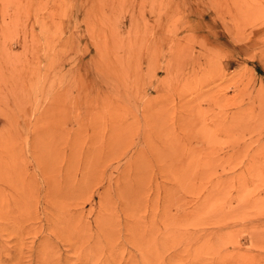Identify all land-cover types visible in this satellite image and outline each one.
I'll return each mask as SVG.
<instances>
[{"label":"rangeland","instance_id":"obj_1","mask_svg":"<svg viewBox=\"0 0 264 264\" xmlns=\"http://www.w3.org/2000/svg\"><path fill=\"white\" fill-rule=\"evenodd\" d=\"M0 264H264V0H0Z\"/></svg>","mask_w":264,"mask_h":264}]
</instances>
